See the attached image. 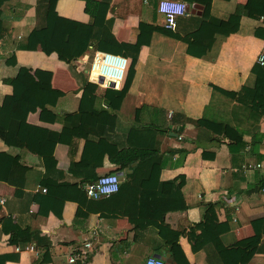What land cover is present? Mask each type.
Returning a JSON list of instances; mask_svg holds the SVG:
<instances>
[{
	"label": "crops",
	"instance_id": "1",
	"mask_svg": "<svg viewBox=\"0 0 264 264\" xmlns=\"http://www.w3.org/2000/svg\"><path fill=\"white\" fill-rule=\"evenodd\" d=\"M100 1V27L106 24L103 41L110 49L100 50L90 44L73 60L75 68L59 57L53 44L46 50L26 47L38 24L37 0H6L0 6V105L13 93V86L4 79L16 75L19 65L30 69L31 77L22 76L27 86L33 78L62 92L49 105L50 113L44 115L37 109L26 118V124L40 128L32 132L36 136L29 134L26 140L41 152L60 137L53 151L55 168L47 167L41 153L0 136V154L17 157L27 169H17L10 159L0 162V197L5 198L0 204V255L7 256L5 264H69V255L91 236L89 264H144L148 256L159 254L154 244L163 242V235L172 238L179 232L186 263L208 264L203 246L211 240L223 261L233 264L224 247L253 236L252 221L264 217V176L249 167L264 162V138L260 141L255 137L264 133V117L254 124L235 97L243 86L255 83L252 68L264 52V39L255 36V30L264 28V10L251 6L252 0H212L202 4L198 14L191 12L190 4L189 13L179 16L172 29L181 37L196 34L197 27L211 16L226 18L236 4L249 9L237 33L216 35L212 48L199 57L188 53L185 41L151 31L153 27H166L158 10L160 0ZM55 10L63 19L58 31L67 33L62 38L64 43L89 30L86 25L91 15L84 0H58ZM141 23L146 33L136 51ZM197 31L203 33L204 41L213 33L210 26ZM96 50L129 59L118 87L102 86L91 79L89 67ZM133 53H137L134 62ZM13 55L17 65L10 62ZM86 80L93 88H83ZM108 88L122 91L118 110L106 97ZM67 115L75 117L71 123L66 122ZM202 117L230 120L243 131L242 140L237 142L198 125L196 120ZM139 126L156 129L161 153L157 171L160 186L153 202L142 200L141 179L128 177L133 168L111 159L112 154L130 148L129 131ZM20 128L17 139L24 138L28 131ZM151 166L144 164L140 176L147 175ZM48 170H52L49 180L70 185H53L51 181L44 185ZM108 173L120 177L117 192L98 198L84 190L80 193L81 187L85 189ZM178 184L181 195L172 198ZM19 186L23 191L20 195L15 192ZM48 186L56 189V199H64L59 206L61 215L41 213L39 203L32 199L36 193L46 194ZM210 203L215 205L219 222L205 234L198 224ZM173 204L178 208L162 216L163 210ZM15 226L23 229L16 243L11 242ZM31 233L49 238L50 261L37 262L46 247L29 238ZM23 243L25 246H21ZM257 247L246 264H264V234Z\"/></svg>",
	"mask_w": 264,
	"mask_h": 264
},
{
	"label": "trees",
	"instance_id": "2",
	"mask_svg": "<svg viewBox=\"0 0 264 264\" xmlns=\"http://www.w3.org/2000/svg\"><path fill=\"white\" fill-rule=\"evenodd\" d=\"M4 1L6 0H0V6L4 3ZM57 1L58 0H37L38 24L29 35L28 43L26 45L28 49L41 48L46 50L47 45L53 44L59 57L62 60H65L71 67L73 66V60L80 56L90 44L100 50L110 49L108 47L109 44L106 41H103V32L106 24L100 27L102 10V2L100 0H84L86 3V11L91 15V21L88 25H86L89 30L86 29L82 34L75 35L74 37L70 36L72 38H68L67 43L63 42L67 33L58 31L63 19L58 16L55 10V4ZM209 1L212 0H186L189 4L200 5H204ZM251 6L264 10V0H252ZM248 10V7L244 4H236L234 10L226 18H216L211 16L205 21L203 20V25L201 23L196 29V34L191 36L181 37L172 31V29H168L166 27H153L151 28V31L153 29L158 30L164 34L185 41L188 44L187 51L189 54L202 57L212 48L215 43L216 35L226 37L239 31L241 19L248 13ZM106 23H108V19L106 20ZM201 26H210L213 30L211 36L208 37L209 39L207 38L205 41L202 39V37H204V35H202L203 33L197 31ZM140 27L141 36L137 42L136 51H139L141 44L144 43L142 35L146 33V27L142 25V23ZM206 36L207 35H205V37ZM255 36L264 39V28H257L255 30ZM132 55L134 62L135 59H137V53H133ZM260 55L264 56V52ZM11 58L10 62L17 65L15 55ZM75 70H73L74 73H76ZM252 74L255 78L254 85L243 86L240 90H238L235 97L241 106V109L245 111L246 115L255 124L259 123L264 117V64L260 65L258 63L254 65L252 68ZM23 75L31 77L30 69L19 65L16 75L4 79L6 83L13 86V93L6 96L3 103L0 105V136L4 137L9 143H17L41 153L45 157L47 167L49 169L55 168L57 163L53 156V151L60 137H55L49 144L48 148L43 149L41 152L40 147L35 146L32 142H30V140H26L29 134L30 136H36L32 132H36V130L40 129L37 126L26 124V118L30 112H34L37 109H41V113L44 115L47 112L50 113V110L48 109L49 105H53L62 95V92L52 88L50 84L45 81L33 78L30 80V85L27 86V84L22 80ZM82 85L83 88L89 89L94 86L88 80L84 81ZM121 94L122 91L117 89L108 88L106 91V97L110 100L109 102L114 110H118L120 107L121 101L119 100V97ZM81 113L85 114V112L82 111ZM74 118L75 117L72 115H67L65 120L66 122L71 123ZM196 123L213 131L214 133H217V135H223L224 137H228L237 142L242 140L243 131L240 130L238 125L233 124L230 120H225L223 118L202 117L197 119ZM20 126H22V129L25 130L28 128V131H26L25 136H23L24 138L17 139L15 137L20 134L17 133L21 129ZM139 127H132L129 131L128 142L130 148L125 151L123 150L112 154L111 159L115 163H126L129 168H133V171L128 174V177L133 179L140 178L142 184L141 186H143V190L140 189L142 200L145 199L149 202H153L157 198L156 194H158V192H156L158 191L156 190V187L160 186V177L159 172L157 171L160 169L159 162L161 160V153L157 147L156 129L152 126ZM96 134L102 135L99 132ZM255 137L259 139L264 138V133L257 134ZM99 141H102V139ZM7 159H10V163L13 161V166L17 169L24 171L27 170L26 167L19 163V159L17 157L0 154V162L7 163ZM134 162L137 163L133 166ZM144 164H152V166L147 175L140 176V172L142 171L140 169ZM51 173L52 170H48L47 174L43 178L42 182L44 185H46L49 181H51L50 183H53V185H70L68 182H55V180H49ZM262 186L264 187V181L262 182ZM83 190L87 194L86 190L82 187L80 193L82 194V192H84ZM15 192L19 195L22 194V186L17 187ZM55 195H58L56 189L53 186H48L46 194L36 193L32 196V199L39 203L41 213L48 215L51 211H54L61 215V209H59V206H63L64 199H56ZM180 195V184H178L172 193V198H178ZM172 206L174 207L169 205V207L163 210L161 215L163 216L167 211L178 208V205L173 204ZM182 207H185L184 203H182ZM218 222L219 220L215 210V205L210 203L207 206L203 219L198 225L203 226L205 234H209L215 229ZM252 224L255 230V234L253 236L241 239L233 245L224 247L233 264H246L258 250L257 246L264 234V217L254 219ZM8 230H10V228L6 231ZM14 231L16 232V235L12 236L11 242L16 243L17 235L22 234L23 229L20 226H15ZM173 234L174 237L172 238L163 237L164 235H161L163 242L158 241L159 243L157 242L154 244V250L159 254H169V257L174 264H188L186 263L187 257L179 245L181 233L174 232ZM29 238H36L40 245H44L46 247L42 258L38 259L37 262L43 263L44 261H50V257H48L49 251L47 249L48 246H50L49 238L33 233H31V236L29 235ZM21 246H25V244L23 243ZM203 249L206 252L208 264H216V261L221 264H227L223 261L220 251L215 247V244L211 242V240L204 244ZM193 250L196 251L198 248L193 246ZM6 258V255H0V264H5ZM182 261L184 262L182 263Z\"/></svg>",
	"mask_w": 264,
	"mask_h": 264
},
{
	"label": "built area",
	"instance_id": "3",
	"mask_svg": "<svg viewBox=\"0 0 264 264\" xmlns=\"http://www.w3.org/2000/svg\"><path fill=\"white\" fill-rule=\"evenodd\" d=\"M179 7L180 11L175 9ZM191 5L184 0H160L158 5L159 12L164 16L165 26L174 29L177 25V18L181 15L189 13ZM2 41L0 39V47ZM258 61L264 64V56L260 55ZM129 59L123 55L112 52L96 50L91 59L89 72L93 81L99 82L102 86H108L110 82H122L125 78ZM103 77L104 81L100 82ZM249 167L260 171L264 176V162L257 161L250 164ZM120 177L117 173H108L99 176L95 181L89 183L85 190L91 197L98 198L103 195H109L119 190ZM46 191V188H42ZM5 202V198L0 197V204ZM34 249V246H30ZM93 248L92 237H87L82 246L75 249L68 257L69 264H89V254ZM144 264H166V262L155 255L147 257Z\"/></svg>",
	"mask_w": 264,
	"mask_h": 264
},
{
	"label": "water",
	"instance_id": "4",
	"mask_svg": "<svg viewBox=\"0 0 264 264\" xmlns=\"http://www.w3.org/2000/svg\"><path fill=\"white\" fill-rule=\"evenodd\" d=\"M203 9V6L202 5H199V4H193L192 5V9H191V12L192 13H198V14H201V10ZM104 81V78L103 77H101L100 78V82H103ZM110 86L111 87H118L119 86V83L118 82H110ZM122 174H123V172H122ZM121 174V175H122ZM155 256H157V257H160V258H162L165 262H166V264H171V258L169 257V254H167V255H160V254H155Z\"/></svg>",
	"mask_w": 264,
	"mask_h": 264
},
{
	"label": "clouds",
	"instance_id": "5",
	"mask_svg": "<svg viewBox=\"0 0 264 264\" xmlns=\"http://www.w3.org/2000/svg\"><path fill=\"white\" fill-rule=\"evenodd\" d=\"M175 10H176L177 12H179V11H180V8H179V7H177Z\"/></svg>",
	"mask_w": 264,
	"mask_h": 264
},
{
	"label": "rangeland",
	"instance_id": "6",
	"mask_svg": "<svg viewBox=\"0 0 264 264\" xmlns=\"http://www.w3.org/2000/svg\"><path fill=\"white\" fill-rule=\"evenodd\" d=\"M258 63L261 65V63L258 61Z\"/></svg>",
	"mask_w": 264,
	"mask_h": 264
}]
</instances>
